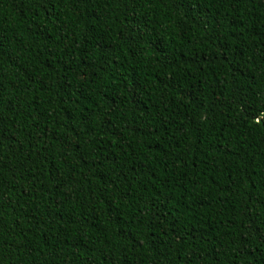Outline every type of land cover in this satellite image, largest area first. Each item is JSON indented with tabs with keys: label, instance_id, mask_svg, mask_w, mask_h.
I'll use <instances>...</instances> for the list:
<instances>
[{
	"label": "trees",
	"instance_id": "obj_1",
	"mask_svg": "<svg viewBox=\"0 0 264 264\" xmlns=\"http://www.w3.org/2000/svg\"><path fill=\"white\" fill-rule=\"evenodd\" d=\"M0 264H264V0H0Z\"/></svg>",
	"mask_w": 264,
	"mask_h": 264
}]
</instances>
